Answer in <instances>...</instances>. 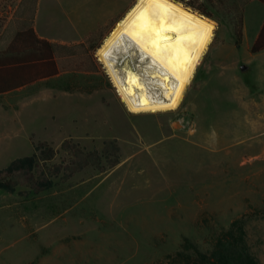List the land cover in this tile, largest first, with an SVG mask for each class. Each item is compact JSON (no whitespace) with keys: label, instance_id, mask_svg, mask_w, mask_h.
<instances>
[{"label":"rangeland","instance_id":"obj_1","mask_svg":"<svg viewBox=\"0 0 264 264\" xmlns=\"http://www.w3.org/2000/svg\"><path fill=\"white\" fill-rule=\"evenodd\" d=\"M209 19L210 49L174 110L129 112L99 60L96 73L0 95V168L40 140L119 148L103 172L87 167L38 194L0 191V264H171L185 239L236 219L264 264V50L250 52L264 6H244L239 44L227 12ZM108 62L162 98L158 67L134 47L114 48Z\"/></svg>","mask_w":264,"mask_h":264},{"label":"trees","instance_id":"obj_2","mask_svg":"<svg viewBox=\"0 0 264 264\" xmlns=\"http://www.w3.org/2000/svg\"><path fill=\"white\" fill-rule=\"evenodd\" d=\"M193 12L213 18L224 11L233 24L235 42L242 37L243 8L250 0H173ZM264 5V0H257ZM37 0H21L17 28L0 34V94L33 81L67 72L96 73L90 51L82 44L62 45L37 38L31 29ZM219 22V18H215ZM29 28V31L26 29ZM264 50V21L250 47ZM114 140L104 141L101 154L87 150L71 138L54 148L46 141L32 143V152L12 159L0 168V191L9 194H38L92 167L98 171L119 163ZM62 155L59 156V153ZM104 159L105 165L102 160ZM244 221L236 219L227 228L209 226L196 242L187 239L171 257V264H260L248 244Z\"/></svg>","mask_w":264,"mask_h":264},{"label":"bare ground","instance_id":"obj_3","mask_svg":"<svg viewBox=\"0 0 264 264\" xmlns=\"http://www.w3.org/2000/svg\"><path fill=\"white\" fill-rule=\"evenodd\" d=\"M213 30L214 21L177 1L135 0L97 48L96 55L129 112H165L181 105L210 48ZM127 45L158 67L162 98L152 99L146 84L135 73L127 71L121 79L112 72L110 52Z\"/></svg>","mask_w":264,"mask_h":264},{"label":"crops","instance_id":"obj_4","mask_svg":"<svg viewBox=\"0 0 264 264\" xmlns=\"http://www.w3.org/2000/svg\"><path fill=\"white\" fill-rule=\"evenodd\" d=\"M4 1L0 0V31H21L22 29L17 28L20 15L18 5L21 0H18L13 8L8 6V10L6 6H2ZM134 2L135 0H37L31 29L37 38L48 42L62 45H84L92 55L93 64L97 65L98 45ZM26 30L29 31V28ZM257 32H255V37ZM56 76L33 81L0 95L24 90L39 81Z\"/></svg>","mask_w":264,"mask_h":264},{"label":"built area","instance_id":"obj_5","mask_svg":"<svg viewBox=\"0 0 264 264\" xmlns=\"http://www.w3.org/2000/svg\"><path fill=\"white\" fill-rule=\"evenodd\" d=\"M98 60L100 61V59L98 58ZM101 62V61H100ZM102 63V62H101Z\"/></svg>","mask_w":264,"mask_h":264},{"label":"snow or ice","instance_id":"obj_6","mask_svg":"<svg viewBox=\"0 0 264 264\" xmlns=\"http://www.w3.org/2000/svg\"><path fill=\"white\" fill-rule=\"evenodd\" d=\"M141 2H143V0H141Z\"/></svg>","mask_w":264,"mask_h":264},{"label":"water","instance_id":"obj_7","mask_svg":"<svg viewBox=\"0 0 264 264\" xmlns=\"http://www.w3.org/2000/svg\"><path fill=\"white\" fill-rule=\"evenodd\" d=\"M189 9V8H188Z\"/></svg>","mask_w":264,"mask_h":264}]
</instances>
